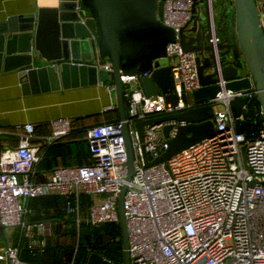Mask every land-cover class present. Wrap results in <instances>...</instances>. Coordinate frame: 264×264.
<instances>
[{
  "label": "built area",
  "instance_id": "built-area-1",
  "mask_svg": "<svg viewBox=\"0 0 264 264\" xmlns=\"http://www.w3.org/2000/svg\"><path fill=\"white\" fill-rule=\"evenodd\" d=\"M193 0H163L161 20L172 26L175 35L191 15ZM264 20L262 19V23ZM167 64L171 70V90L178 94L172 104L165 92L147 94L135 75L123 73L121 79L128 111L124 121L133 150V172L126 179L125 141L119 117L93 122L84 130L88 157L81 163L56 164L45 177L36 178V163L45 143L69 133L72 118L54 116L50 132L34 141L31 121L15 125L17 145L0 149V222L5 227L19 226V239L0 247V264H38L21 258L19 247L45 243V222L39 220L42 234L29 220L28 198L40 194L65 195V213L83 217L90 223L118 221V192H123V211L128 235L129 264H264V117L261 106L255 111L262 122L238 131L229 100L252 98L254 89L218 90L215 95L193 101L190 94L199 86L196 52L183 49L179 37L166 44ZM111 68L110 61L103 64ZM104 82V80H102ZM108 89L113 79H106ZM186 99L181 97L182 93ZM247 100L243 106L247 108ZM212 104L213 135L195 141L178 152L146 163L167 145L165 121L144 122L142 138L136 120L193 107ZM111 103L107 104L110 106ZM107 106L105 109H107ZM244 118L243 110L238 115ZM42 140V139H41ZM81 194L90 197L85 212ZM1 240V239H0ZM41 264V263H40Z\"/></svg>",
  "mask_w": 264,
  "mask_h": 264
},
{
  "label": "water",
  "instance_id": "water-1",
  "mask_svg": "<svg viewBox=\"0 0 264 264\" xmlns=\"http://www.w3.org/2000/svg\"><path fill=\"white\" fill-rule=\"evenodd\" d=\"M163 0H59L45 9L39 7L26 15L0 20V54L7 67H16L23 76L37 74L56 79L80 76L78 82L113 79L114 106L121 119V133L126 147V179L133 172V150L124 121L128 106L121 74L135 75L147 94L165 92V100L174 104L178 94L171 90V70L167 64L166 44L179 41L183 49L196 52L195 65L200 85L191 91L199 101L218 90L253 88L252 97L260 103L264 117V0H193L190 19L175 35L172 26L161 20ZM48 11V12H47ZM110 61L111 68L103 63ZM77 82V81H75ZM183 99L187 95L181 94ZM247 96L229 100L236 116L235 127L244 129L247 120L238 115ZM212 104L202 103L186 109L160 113L135 121L142 138L144 122L165 121L163 133L167 145L146 163L161 161L203 137L213 135ZM0 144V149H1ZM123 183L117 200L121 229L122 258L107 257L89 250L83 264H129L128 235L123 211ZM82 222H90L82 218ZM100 223V222H96ZM4 245L8 232L0 222Z\"/></svg>",
  "mask_w": 264,
  "mask_h": 264
},
{
  "label": "crops",
  "instance_id": "crops-1",
  "mask_svg": "<svg viewBox=\"0 0 264 264\" xmlns=\"http://www.w3.org/2000/svg\"><path fill=\"white\" fill-rule=\"evenodd\" d=\"M58 4L59 0H0V20L18 14H30L39 7L49 9ZM79 80L80 76L69 73L64 79L60 75L56 79L47 75L41 77L37 74L23 76L18 68L7 67L4 57L0 54L1 147L17 145L18 134L15 125L20 122H33L34 141L43 142V135L50 132L51 118L58 115H67L72 118V129L69 133L50 143H45L43 153L36 163V178L48 175L56 164L86 161L88 143L84 136L85 128L90 123L118 117V110L114 106L113 89L107 88L105 80L84 83L78 82ZM109 103H111L110 106H107ZM106 106L107 109H105ZM66 198L59 193H48L27 199L30 208L27 214L35 231L43 233L39 220H43L45 224L57 223L61 220L57 213L60 209L63 210ZM82 200L83 196H81V202ZM82 210L86 213L85 209ZM6 232H8L9 243L18 241L19 226L6 227ZM0 239L1 247L4 245L1 233ZM96 250L103 252L102 249ZM72 262L73 260L69 264Z\"/></svg>",
  "mask_w": 264,
  "mask_h": 264
},
{
  "label": "rangeland",
  "instance_id": "rangeland-1",
  "mask_svg": "<svg viewBox=\"0 0 264 264\" xmlns=\"http://www.w3.org/2000/svg\"><path fill=\"white\" fill-rule=\"evenodd\" d=\"M114 92V89H113ZM255 99L254 97H252ZM251 98V99H252ZM247 100V108L243 109V113H246V118L249 120L247 127H252L254 123H257V118L261 114H256L255 111L258 109L257 103L252 99ZM61 220L57 223H46L44 229L51 231L45 235L44 255L46 257L59 256L66 261H75L78 254L80 253L81 246L91 242L92 238L94 242L99 246L101 243L108 242L109 246L112 243V236H108L103 230V226L100 223H91L77 221L75 219V213L69 214L63 212V210L57 213ZM41 226V224H40ZM11 229V228H8ZM85 234L90 235V239L83 237ZM108 241H107V240ZM110 252V250H108Z\"/></svg>",
  "mask_w": 264,
  "mask_h": 264
},
{
  "label": "trees",
  "instance_id": "trees-1",
  "mask_svg": "<svg viewBox=\"0 0 264 264\" xmlns=\"http://www.w3.org/2000/svg\"><path fill=\"white\" fill-rule=\"evenodd\" d=\"M253 100L255 101V103H257L258 107H260V103H258L256 99H253ZM247 112H244V117L248 123L249 120L245 116ZM261 119H262V116H259V118H257V123H254L251 126L255 127L258 124H260L262 122ZM81 195L83 196V200L81 202V208L85 209L88 203V196L86 194H81ZM101 224L103 226V230H105V232L109 234L108 236L109 237L112 236L111 245L109 246L108 242H106V243H101L98 246L96 242H94L95 239L93 240L92 238L91 240L90 235L85 234L83 237L89 238L91 242L88 244L86 243L80 247L81 248L80 253L78 254L75 261L72 262V264H83L85 261L86 254L88 253L89 250H93V249H102L103 253L109 258L112 257L117 260H120L122 258L123 247H122V242H121V229L119 228L118 221L101 222ZM44 247L45 246H42L40 248L38 247L30 248L25 243H23L19 247L20 249L19 255L21 258L23 257L27 260L33 261L38 264L40 263L41 264H69L70 261H66L59 256L46 257L44 255V251H45ZM108 250H110V252Z\"/></svg>",
  "mask_w": 264,
  "mask_h": 264
}]
</instances>
